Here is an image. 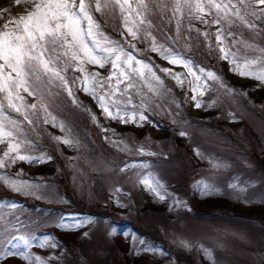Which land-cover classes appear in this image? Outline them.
Segmentation results:
<instances>
[{
  "label": "rangeland",
  "instance_id": "1",
  "mask_svg": "<svg viewBox=\"0 0 264 264\" xmlns=\"http://www.w3.org/2000/svg\"><path fill=\"white\" fill-rule=\"evenodd\" d=\"M163 2L169 5L163 12L150 4L152 25H143L136 38L118 9L95 13L107 36L151 64L163 81L134 79L132 104L126 105L137 111L134 122L104 116L97 101L72 83L80 73L71 67L66 76L75 102L59 81L44 82L34 96L21 93L37 104L34 113L28 110L32 124L6 109L21 121V154L33 159L0 168V175L24 185L15 191L0 180V229L36 237L29 251L47 264H264V83L240 76L221 59L215 26L185 18L178 35L171 0ZM32 6L33 0H0V29ZM197 28L209 32V40ZM145 30L157 45L193 61L203 95L193 93L185 68L151 51ZM233 31L258 46L246 50L248 58H264V32ZM86 67L102 77L111 71L110 64ZM200 67L220 80L208 79ZM161 68L184 74L183 85ZM140 111L146 120H139ZM5 149L0 144V155ZM145 176L160 186L163 199L141 182ZM45 236L57 246L40 247ZM0 264L27 262L17 256L0 258Z\"/></svg>",
  "mask_w": 264,
  "mask_h": 264
},
{
  "label": "snow or ice",
  "instance_id": "2",
  "mask_svg": "<svg viewBox=\"0 0 264 264\" xmlns=\"http://www.w3.org/2000/svg\"><path fill=\"white\" fill-rule=\"evenodd\" d=\"M150 4L162 12L169 8L163 0H33L30 11L3 25L0 29V144H6V149L0 155V168L15 164L17 160L33 159L21 154V142L16 136L21 121L13 118L6 109L21 113L24 120L32 124L28 110L31 109L34 113L37 104H28L21 93L34 96L39 90L38 85L44 82L51 85L54 81H59L60 87L73 97L72 87L66 76L70 67L74 72L80 73L72 83L78 84L80 91L97 101L104 116L119 118L124 123L137 119V111L126 109V105L132 104L133 97L129 90L136 87L134 79L147 82L150 75L152 80L161 84L163 81L151 64L137 59L119 41L107 36L95 13L103 16L110 8L118 9L125 30L136 38L143 25H152L149 15L153 13V8ZM170 11V20H175L178 35L185 18L189 21L197 20L209 27L215 26V42L221 59L229 60L233 65L232 70L240 76L253 77L264 83V58L250 59L246 52L247 49L258 46L245 40L243 32L233 31L234 28L248 29L255 35L264 32V27H261L264 25V0H171ZM9 24L12 26L9 27ZM193 27L192 24L187 26L189 31ZM195 30L205 40H209V32L201 33L199 28ZM144 34L152 36L146 30ZM152 41L151 51L158 52L170 64L185 68L186 75L193 78L190 81V84L195 85L192 87L193 93L203 95V86L196 83L201 80V75L197 73L193 61L163 45H157L154 36ZM237 45L243 47H236ZM259 51L264 53V48H259ZM106 64L111 65V71L106 77L98 72H89L86 67L97 65L103 68ZM160 71L170 75L177 85H183L184 74L173 72L170 68H161ZM199 73H206L208 79L220 80L215 72L203 67L199 68ZM149 88L154 91L151 84ZM191 99L196 101L195 107H201L196 95ZM73 101L75 102V97ZM121 105H125V108L122 109ZM143 106L142 103L141 107ZM40 108L51 116L46 104H41ZM138 118L140 121L147 119L143 111L139 112ZM92 119L97 120L95 114ZM47 122L46 118L45 123ZM60 126L63 128V124ZM102 131L107 129L102 128ZM179 135L184 136L186 133L181 131ZM63 143L70 144L71 141L63 139ZM0 180L15 191H21L24 186L23 182L17 183L6 175H0ZM141 182L160 199L164 198L159 190L160 186L149 176H145ZM58 226L68 227L65 224ZM84 235L87 236V233ZM35 239L37 238L12 235L7 227L0 229V258L18 256L27 264H47L40 255L29 251ZM39 246L57 245L52 237L45 236L39 238Z\"/></svg>",
  "mask_w": 264,
  "mask_h": 264
}]
</instances>
